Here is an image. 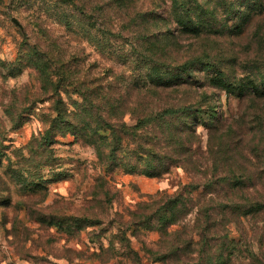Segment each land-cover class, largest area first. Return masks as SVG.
Here are the masks:
<instances>
[{"label": "rangeland", "instance_id": "rangeland-1", "mask_svg": "<svg viewBox=\"0 0 264 264\" xmlns=\"http://www.w3.org/2000/svg\"><path fill=\"white\" fill-rule=\"evenodd\" d=\"M208 2L200 0L210 9ZM260 2L262 9H253L252 0L245 8L236 2L233 17L218 10L217 32L197 36L177 26L181 9L172 5V12L171 0H0V264H203L196 233L208 216L215 248L235 246L232 264H257L254 257L264 263V216L233 215L220 198L225 189L205 186L214 173L208 153L214 134L202 126L215 110L222 133L241 126L249 132L240 155L212 178L229 169L254 173L251 128L264 123V99L214 88L199 70L200 62L212 63L241 80L264 68ZM247 15L244 31L235 34ZM155 16L165 20L151 24ZM153 33L163 34L158 45ZM149 48L167 65L196 67L181 85L144 88L140 59L152 56ZM62 103L74 123L104 122L100 137L63 134ZM184 107L203 109L177 120L199 125L195 155H176L180 165L160 177L128 173L141 141L129 127L147 113ZM168 148L156 146L161 154ZM255 185L260 194L247 184L246 198L235 201L248 207L250 198L260 199L264 185L257 179ZM176 198L181 203L171 215ZM165 217L176 224L167 228ZM169 252L180 257L161 262Z\"/></svg>", "mask_w": 264, "mask_h": 264}, {"label": "trees", "instance_id": "trees-1", "mask_svg": "<svg viewBox=\"0 0 264 264\" xmlns=\"http://www.w3.org/2000/svg\"><path fill=\"white\" fill-rule=\"evenodd\" d=\"M209 1L208 3L212 6L209 8H205L200 0H171L170 10L173 12V6L178 5L181 10L179 12H175L174 18L177 26H180L183 32L191 33L197 36H200L204 33L209 32H217L215 29L216 16L218 10H220L223 14H226L229 17H233L237 14L236 8L238 7L236 2H240L239 6L242 8L246 7L247 0H236L235 3L233 0H205ZM253 5L252 8L259 7L262 9L263 3L260 0H252ZM173 5V6H172ZM249 7V5H248ZM247 7V8H248ZM246 8V9H247ZM158 15V14H157ZM176 16V17H175ZM250 15L244 16L240 19V23L235 27V34H242L244 31V27L248 22ZM163 18V17H162ZM159 18V16H155V19L151 21V24H157V22L161 20H165ZM215 20V21H214ZM168 32V31H167ZM170 32L164 34V37L168 36ZM163 34H151V38L156 39V44L160 43ZM156 45H154L155 48ZM158 48V47H157ZM147 51V50H146ZM148 51L152 56H146L144 59H140V64L144 65L146 70L145 75L140 79V83L144 88H161V89H169L177 85H181L184 83V73L190 75V71L196 67V63H189L187 65H167L164 58V54L162 57L155 56V54L163 53V48L159 47V51L153 54V51L149 48ZM137 56L141 54L139 51H136ZM142 57H144L142 55ZM199 69L202 73L207 74L206 79L211 82V85L214 88L222 89L230 94H234L239 98L243 99H264V68L257 73H253L252 76H247L244 79L236 80L228 76L224 71L217 68L212 63L200 62ZM209 74V75H208ZM188 83V81H186ZM52 83V81H51ZM52 88L57 90L58 86L55 84H50ZM87 101V99H85ZM112 106V105H111ZM115 109V106H112ZM201 114L203 109L196 108V110H192L189 107L174 109L167 108L161 112L147 113L143 115L135 126L129 127L130 130H138L137 138L141 139L137 147V157L136 163L132 165L131 163H127V172L128 173H136L142 172L149 176L160 177L163 174L167 173L170 170L171 164H176L179 166L180 163L177 161V156H180L184 153L192 151L195 155L196 153V141L198 135V124L192 125L187 122H178L179 120H183L184 117H191L194 113ZM214 115L210 117L209 122L203 123L202 125L209 133L213 135L209 136L208 143V153L213 162V170L214 173L212 175H217V167L221 165V163L231 160L232 158H237L240 155L239 148H243L245 146L247 140L249 139L248 130L245 132L244 127L241 126L234 128L229 127L225 132H221L223 123L220 122V119L217 120L215 115V110L212 111ZM57 113L62 115V126H65V132L63 134H72L78 139L79 133H82L83 136L93 139L96 141L98 137H100V129L104 128V122H96L89 120L87 123L82 121L71 120L70 116L67 112V109L62 103V110L58 109ZM197 119H201V117H197ZM178 120V121H177ZM257 127H252L251 131L255 133V140L251 144L253 158L252 162L256 163V170L254 173L247 171L246 173L238 174L232 173L230 169L227 173H224V176H219L208 179L207 184L205 185L207 190H216L218 187L221 189H225L224 197L220 195V198L227 200L228 204L223 205L225 209L231 210L233 215L237 216H264V193L260 196V199L257 197L250 198V204L248 207L240 205L237 203V198L243 197L245 187L247 184H252L254 190L257 194H260L257 190L258 187L255 185V180L257 179L261 184L264 185V123H256ZM99 127V128H98ZM102 127V128H101ZM151 132V133H150ZM187 134V136H186ZM194 141L192 143L191 141ZM168 146V149L163 150L162 154L158 153L156 150V146L164 147ZM172 146V148H171ZM201 146L199 147V150ZM176 150H183L182 153H177ZM114 156V153H112ZM180 158V157H179ZM148 159L144 166H141V160ZM232 173V174H231ZM220 183H224V186H221ZM255 185V186H254ZM219 196V195H218ZM244 200V199H243ZM181 203L179 198L172 200V205L169 206L172 211L171 215L175 214V211L178 208V205ZM168 207V208H169ZM171 218L168 219L165 217L164 226L167 223V228L172 227L175 223L170 222ZM215 224V223H214ZM211 216L206 217L204 223L201 227V231L196 233L199 237L198 244L200 245V251H198L200 258H205L203 264H232V256L233 249L235 246H222L216 247L218 244V239H214L210 234V228L212 225ZM213 238V239H212ZM212 239V240H211ZM228 239V233H225V240ZM215 240V243L211 242ZM224 240V241H225ZM189 244L185 247H188ZM215 248V249H214ZM230 249L231 252L229 256H226V250ZM178 252V250L176 251ZM176 252H169L167 255H162L160 257V261L166 263V261L171 260V258H176ZM254 261L257 264H264L261 260H258L254 257Z\"/></svg>", "mask_w": 264, "mask_h": 264}, {"label": "water", "instance_id": "water-1", "mask_svg": "<svg viewBox=\"0 0 264 264\" xmlns=\"http://www.w3.org/2000/svg\"><path fill=\"white\" fill-rule=\"evenodd\" d=\"M14 22H15V23H17V21H16V20H14Z\"/></svg>", "mask_w": 264, "mask_h": 264}]
</instances>
